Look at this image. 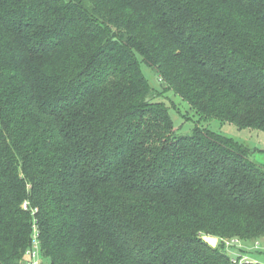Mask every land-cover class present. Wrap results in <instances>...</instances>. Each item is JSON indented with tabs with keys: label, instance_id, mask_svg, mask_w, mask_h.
<instances>
[{
	"label": "trees",
	"instance_id": "obj_1",
	"mask_svg": "<svg viewBox=\"0 0 264 264\" xmlns=\"http://www.w3.org/2000/svg\"><path fill=\"white\" fill-rule=\"evenodd\" d=\"M170 91L264 131V0H0V264L35 231L41 264H235L223 239L264 238V165L176 137Z\"/></svg>",
	"mask_w": 264,
	"mask_h": 264
},
{
	"label": "rangeland",
	"instance_id": "obj_2",
	"mask_svg": "<svg viewBox=\"0 0 264 264\" xmlns=\"http://www.w3.org/2000/svg\"><path fill=\"white\" fill-rule=\"evenodd\" d=\"M141 67L146 79L151 84L153 89L161 92L162 89H164L163 85H166L163 82H160L159 76L156 74V72H154V70L151 67H148L146 64H142ZM158 99L168 105H175V108H172L170 113L176 124V137L191 135L194 127L200 126L202 128L221 133L227 137L234 138L237 141L245 144L247 147L253 150L252 160L264 165V131H259L256 129L241 130L234 124L222 123L217 119L202 121L200 120L198 114L191 109L190 105L172 91L161 94ZM229 239L230 238L223 240L225 241ZM245 243H247V245ZM249 243H251V245H249ZM254 243L261 244V246L257 249H264V238H261L249 242L242 241L241 244H243V248L239 249V252L241 253L242 250H248L250 247H252V245H254ZM229 250L231 249L225 248V251L228 252V254H230ZM234 250L237 251V248H234ZM236 251L233 253H236ZM230 252L232 253V251ZM259 255L260 256H258V258H264V250H260ZM43 264H50V261L43 257Z\"/></svg>",
	"mask_w": 264,
	"mask_h": 264
},
{
	"label": "built area",
	"instance_id": "obj_3",
	"mask_svg": "<svg viewBox=\"0 0 264 264\" xmlns=\"http://www.w3.org/2000/svg\"><path fill=\"white\" fill-rule=\"evenodd\" d=\"M25 208H27V204L24 205ZM38 234H36L35 231V235L33 236V243L31 248L27 251V260L25 261L24 264H41L40 262V241L38 239ZM224 244H225V248L231 249L229 250V253L232 257V261L235 264H257L256 261H254L251 257H248L246 255H237L236 253H233L234 248L238 250L243 248V244L241 240L239 239H229V240H223ZM255 245V246H254ZM253 245V249L257 250L258 247L261 246L260 243H254ZM232 251V253L230 252ZM236 254V255H234Z\"/></svg>",
	"mask_w": 264,
	"mask_h": 264
},
{
	"label": "crops",
	"instance_id": "obj_4",
	"mask_svg": "<svg viewBox=\"0 0 264 264\" xmlns=\"http://www.w3.org/2000/svg\"><path fill=\"white\" fill-rule=\"evenodd\" d=\"M247 245V243H245ZM249 245H251V243H249ZM251 249V250H249ZM248 250H242L241 253L238 252V250L236 251V254L239 255H246V256H249L251 257L254 261L257 262V264H264V258L261 257V258H258V256H260V250H264V249H253V245L252 247H250Z\"/></svg>",
	"mask_w": 264,
	"mask_h": 264
},
{
	"label": "water",
	"instance_id": "obj_5",
	"mask_svg": "<svg viewBox=\"0 0 264 264\" xmlns=\"http://www.w3.org/2000/svg\"><path fill=\"white\" fill-rule=\"evenodd\" d=\"M203 240L213 248H216L219 243V239L217 237L212 236H204Z\"/></svg>",
	"mask_w": 264,
	"mask_h": 264
}]
</instances>
